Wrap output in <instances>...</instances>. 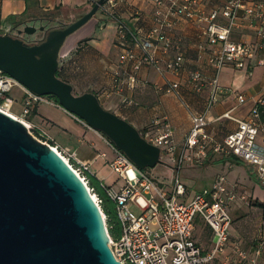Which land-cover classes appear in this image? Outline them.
Wrapping results in <instances>:
<instances>
[{"label": "built area", "instance_id": "obj_1", "mask_svg": "<svg viewBox=\"0 0 264 264\" xmlns=\"http://www.w3.org/2000/svg\"><path fill=\"white\" fill-rule=\"evenodd\" d=\"M120 2L106 0L101 9L117 22V39L124 48L114 84L124 105L139 104L124 93L127 82L121 78V68L125 65L132 63L127 83L130 87L135 86L138 73L144 66L155 68L163 76L168 72L178 74L184 70L185 54L180 50L174 35L182 22L186 21L196 28L200 38L197 47L199 58L206 60L215 71L211 77L206 76L201 68H195L189 74L188 85L196 92H202L209 85L210 95L205 111H191L193 126L184 145L176 142L172 124L160 118L155 120L159 128L146 133L145 138L160 146L162 158L165 156L179 168L202 161L210 152L237 155L256 167L257 177L264 184V90L253 97L254 104L249 115L240 117L235 111L238 106L247 103L250 97L220 83V74L227 66L245 68L251 75L255 58L257 64L264 65V0H153V24L148 30L133 29L120 19L116 12ZM245 29L254 31L258 41L238 37ZM137 48H140V53ZM174 50L176 54L171 56ZM15 86H21L24 90L21 113L13 109L14 102L9 100ZM181 86L180 81L169 79L157 85L159 91L174 94L188 105ZM222 93L233 96L237 104L226 110L219 119L232 120L237 127L219 141L207 127L208 112L219 102ZM0 98V109L23 121L35 137L55 148L87 183L103 208V197L90 185L91 164L74 152L62 151L48 130L31 119L39 104L49 103L62 107L59 102L50 95L32 91L3 70H0ZM105 137L114 152L110 165L120 181L115 185L101 182L106 194L115 203L122 227L118 238L111 235L110 245L115 256L123 264H228L227 260H216L231 242L233 204L249 202L252 196L246 186L222 174L212 186L197 192L190 201H184L181 196L186 193V186L180 172L175 174L171 185L162 186L107 135ZM104 215L107 219L105 212ZM199 217L214 231V244L209 251L194 238Z\"/></svg>", "mask_w": 264, "mask_h": 264}, {"label": "crops", "instance_id": "obj_2", "mask_svg": "<svg viewBox=\"0 0 264 264\" xmlns=\"http://www.w3.org/2000/svg\"><path fill=\"white\" fill-rule=\"evenodd\" d=\"M97 1L0 0V34L20 35L19 31L23 27L33 23L46 25L62 21L71 24L89 12ZM152 4L153 0H121L116 12L131 28L148 30L153 24L152 11H148ZM97 25H93L92 29L95 27L97 30ZM175 33L180 50L185 54V68L182 72H168L163 76L155 68L144 66L138 73L135 86L130 87L127 83L132 63L121 68V78L127 82L124 93L137 100L138 105H124L121 94L114 86L115 72L120 67L124 48L117 39L118 24L111 18L105 21L100 32L96 31L95 34L94 31L72 39L65 52L64 44L60 53L61 78L74 85L76 94L96 93L105 108L128 120L144 136L159 128L160 125L155 123L156 119L169 121L175 130L176 142L182 146L193 126L191 111H205L210 95L209 85L202 92L194 91L188 85L189 74L191 70L201 68L206 76L211 77L215 71L206 60L199 58L197 47L200 38L193 25L182 22ZM37 35L39 34L33 36L34 39L41 40L46 34H40L39 37ZM238 37L258 41L254 31L250 29L243 30ZM137 52H141L140 48H137ZM175 54L176 50L172 51L171 56ZM256 60L257 58L254 59L251 75L247 69H237L234 66L225 67L220 74L222 86L236 88L250 97L247 103L252 102L251 106L245 103L236 109L235 112L239 111L240 117L249 115L254 104L253 97L264 90V65L257 64ZM166 79L181 82V92L188 105L176 95L158 90L157 85L164 84ZM219 97V102L208 112L207 129L213 137L222 141L237 124L232 120L219 118L226 110L235 106L237 101L226 93ZM31 119L41 124L49 133L53 131L58 138L61 134H66L79 141L81 146L86 145L92 149L91 155L82 159L91 164L92 174L98 182L108 185L120 183L118 174L110 165L114 152L102 131L87 126L64 108L49 103L39 104ZM225 124L228 130L224 131L222 125ZM170 164L173 178L180 172L181 180L186 186V193L181 196L184 201H190L197 192L212 186L222 174H226L231 181H239L246 186L252 196L249 202L233 204L231 242L219 254L216 262L227 260L228 264H264V184L257 177L256 167L237 155L214 152H210L200 162L185 164L181 168L175 163ZM194 238L206 251L214 244V231L201 217L197 219ZM207 239L211 240L209 246Z\"/></svg>", "mask_w": 264, "mask_h": 264}, {"label": "water", "instance_id": "obj_3", "mask_svg": "<svg viewBox=\"0 0 264 264\" xmlns=\"http://www.w3.org/2000/svg\"><path fill=\"white\" fill-rule=\"evenodd\" d=\"M105 2L98 0L79 19L47 30L35 43L20 35L37 33L36 25L27 24L20 35L0 34V70L38 94L57 97L140 168L155 167L163 161L160 146L105 108L96 93L76 94L74 85L58 75L66 40ZM110 242L103 208L87 183L55 148L0 109V264H123Z\"/></svg>", "mask_w": 264, "mask_h": 264}, {"label": "rangeland", "instance_id": "obj_4", "mask_svg": "<svg viewBox=\"0 0 264 264\" xmlns=\"http://www.w3.org/2000/svg\"><path fill=\"white\" fill-rule=\"evenodd\" d=\"M149 7L150 8L148 11H153L154 5L152 4ZM109 18L110 17L104 11H102V9H100L99 12L86 25H84L83 27H81L79 30H77L76 32H74L72 35H70L68 37V39L66 41L67 43H65L66 45L64 47L63 52H65V50H67L68 45L72 42L71 41L72 39L79 37L83 34L92 33L94 31H95V34H96V31L100 32L101 28L105 24V21ZM96 23L98 24L97 30L95 27L92 29L93 25H95ZM68 24H70V22H68V23L62 22V21L50 22V23L45 25L46 29L44 31L40 30V27L43 25L41 23H33L31 25H36L39 28L38 32L35 34L40 35V34H47V30H51L54 28H62V27L67 26ZM23 29H24V27H23ZM35 34L23 33L25 39H27L29 41L34 40L33 38H35V37H33V36ZM39 35H37V37H39ZM44 38H42V39H44ZM23 97H24V90L22 89L21 86H15L9 95V100L14 102L13 109L18 113H21L23 110V104L21 103V100L23 99ZM0 101H2V98H0ZM251 103L252 102H248L246 105L251 106ZM214 108H213V110H214ZM235 114L238 115L239 111L235 112ZM210 116H211V114H210ZM222 128L224 131L228 130V127L226 124L222 125ZM50 129L52 130L51 125H50ZM50 134L52 135L54 142L56 144H58L60 146V149L62 151H64L65 153L66 152L78 153L79 156L77 154L76 155L78 157H80L81 159H82V157L86 158L87 156L91 155V153H92V149H90L86 145L81 146L79 144V141H77L74 138L69 137V135L61 134L60 138H58L57 135L55 133H53V131ZM171 167H172V164H170L168 159L164 156L163 161L161 163H159L155 167H148L144 170L147 171L148 173H150L162 186H164V185H171L174 181L173 174L170 171ZM106 181H108V180H106ZM90 185H92L91 182H90ZM210 244H211V240L207 239V245L209 246Z\"/></svg>", "mask_w": 264, "mask_h": 264}, {"label": "trees", "instance_id": "obj_5", "mask_svg": "<svg viewBox=\"0 0 264 264\" xmlns=\"http://www.w3.org/2000/svg\"><path fill=\"white\" fill-rule=\"evenodd\" d=\"M58 75L61 77V72L60 70L58 71ZM51 98L55 99L58 102L57 97L50 95ZM240 162V160L238 159ZM89 178L92 186H94L97 189V192L103 197L104 202H103V210L107 214V222H108V227H109V232L110 234L118 238L121 235L122 232V227L121 223L117 217L116 214V206L114 201L108 197L106 194L104 188L101 186V183L98 182L97 178L92 174L89 173Z\"/></svg>", "mask_w": 264, "mask_h": 264}, {"label": "flooded vegetation", "instance_id": "obj_6", "mask_svg": "<svg viewBox=\"0 0 264 264\" xmlns=\"http://www.w3.org/2000/svg\"><path fill=\"white\" fill-rule=\"evenodd\" d=\"M21 36L23 37V38H25L24 37V35H23V33L21 34ZM34 39V38H33ZM27 42H29V43H35V42H37V41H40V39H34V40H31V41H29V40H27V39H25Z\"/></svg>", "mask_w": 264, "mask_h": 264}]
</instances>
